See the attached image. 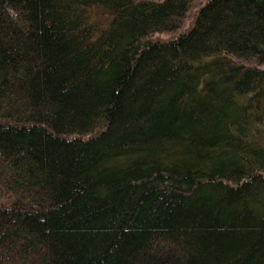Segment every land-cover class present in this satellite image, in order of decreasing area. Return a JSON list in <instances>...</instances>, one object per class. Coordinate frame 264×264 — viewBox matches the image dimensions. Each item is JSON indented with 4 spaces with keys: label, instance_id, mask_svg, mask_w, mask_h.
Masks as SVG:
<instances>
[{
    "label": "trees",
    "instance_id": "16d2710c",
    "mask_svg": "<svg viewBox=\"0 0 264 264\" xmlns=\"http://www.w3.org/2000/svg\"><path fill=\"white\" fill-rule=\"evenodd\" d=\"M0 264H264V0H0Z\"/></svg>",
    "mask_w": 264,
    "mask_h": 264
}]
</instances>
